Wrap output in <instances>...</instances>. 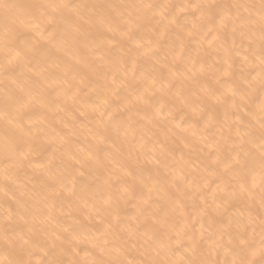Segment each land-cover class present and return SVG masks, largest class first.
Wrapping results in <instances>:
<instances>
[{"label": "bare ground", "instance_id": "bare-ground-1", "mask_svg": "<svg viewBox=\"0 0 264 264\" xmlns=\"http://www.w3.org/2000/svg\"><path fill=\"white\" fill-rule=\"evenodd\" d=\"M4 2L0 264H264L261 0Z\"/></svg>", "mask_w": 264, "mask_h": 264}, {"label": "snow or ice", "instance_id": "snow-or-ice-1", "mask_svg": "<svg viewBox=\"0 0 264 264\" xmlns=\"http://www.w3.org/2000/svg\"><path fill=\"white\" fill-rule=\"evenodd\" d=\"M11 7L13 6L8 3H5L4 0H0V8L9 9ZM65 7H67V5H65ZM260 15L262 19H264V0H261ZM262 36H264V33H262ZM262 63H264V57H262ZM262 151H264V144H262ZM234 264H249V262L244 259H241L238 262H234Z\"/></svg>", "mask_w": 264, "mask_h": 264}]
</instances>
